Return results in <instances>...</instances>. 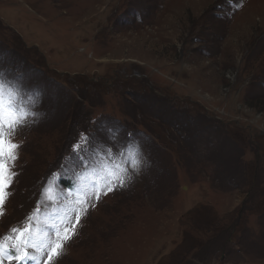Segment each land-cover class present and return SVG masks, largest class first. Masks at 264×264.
Segmentation results:
<instances>
[{
  "label": "rangeland",
  "instance_id": "374dc122",
  "mask_svg": "<svg viewBox=\"0 0 264 264\" xmlns=\"http://www.w3.org/2000/svg\"><path fill=\"white\" fill-rule=\"evenodd\" d=\"M0 71L41 114L0 237L87 192L54 264H264V0H0ZM136 145L148 167L94 200L98 147L131 171Z\"/></svg>",
  "mask_w": 264,
  "mask_h": 264
},
{
  "label": "snow or ice",
  "instance_id": "6c2138e0",
  "mask_svg": "<svg viewBox=\"0 0 264 264\" xmlns=\"http://www.w3.org/2000/svg\"><path fill=\"white\" fill-rule=\"evenodd\" d=\"M39 104L38 90L27 89L19 81L10 82L0 71V217L6 214L5 205L12 195L10 189L18 175L13 169L19 158L21 144L13 137L23 128L31 127L38 122L41 114L36 109ZM91 144L92 141L89 139L83 145L79 143L74 145V149L82 152ZM97 155L102 161L107 157L108 162L113 165L105 186L103 188L99 184L92 186V196L97 202L102 195H107L114 188L127 187L134 176H138L149 165L148 158L139 145L134 146L131 171L115 162L116 154L111 148L98 147ZM81 163L85 161L81 160ZM113 173L117 175L113 177ZM87 195L85 192V198L78 197L76 201L77 205L83 204L84 207H77L73 216L66 214L63 218L52 221L51 231L48 228L33 230L28 226L11 229L8 234L0 237V264H4L5 257L9 264H12V261L16 264H54L64 254L65 244L77 235L80 220L87 214L89 207L95 206L86 199Z\"/></svg>",
  "mask_w": 264,
  "mask_h": 264
}]
</instances>
